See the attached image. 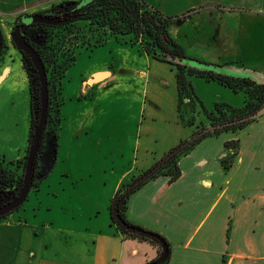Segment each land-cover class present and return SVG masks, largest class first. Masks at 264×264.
Returning a JSON list of instances; mask_svg holds the SVG:
<instances>
[{
	"label": "crops",
	"instance_id": "crops-1",
	"mask_svg": "<svg viewBox=\"0 0 264 264\" xmlns=\"http://www.w3.org/2000/svg\"><path fill=\"white\" fill-rule=\"evenodd\" d=\"M74 1L78 0H0V25L5 40V35L13 30L20 16L41 13L53 5ZM226 1L231 2L227 4ZM226 1L206 0L196 14L203 37L199 44L201 53L216 65L237 63L264 72V0ZM226 16L229 20H225ZM118 42L127 46L126 42ZM214 45L218 51L212 59L207 50ZM141 50L151 67L168 64L148 55L142 47ZM17 56L20 61L15 70ZM5 57L0 66V83L15 74L16 81L24 86L28 84L30 94V82L20 54L14 59L11 54V62ZM168 65L173 73L175 68ZM111 69L110 66L93 71L83 81L84 88L113 83L118 71ZM135 74L147 85L155 80L153 85L157 93L151 96L150 107L159 111L166 100L175 111V123H180L176 74L175 84L161 72L156 71L153 75L139 71ZM192 83L208 111L217 102L236 108L244 105L242 93H233L201 79H194ZM187 110L201 113L199 106L189 103ZM182 127L181 135L175 139L177 145L197 129V126ZM147 130L149 139L135 168L123 172L110 190L102 193L100 189L102 199L98 202L92 195L96 196L100 191H83L85 198L82 201L86 207L82 213H78L80 208L73 207V200L62 206L48 202L43 205L42 202L37 208L19 209L18 215L15 211L0 221V264H146L155 260L158 253L153 246L124 239L111 225L109 216L111 201L118 190L174 148L173 143L158 152L152 145L159 140L153 131ZM28 131L30 135V127ZM232 141H239V153L232 168L225 170L222 161L235 152L225 144ZM0 158L17 162L23 155L9 161L8 153L0 151ZM179 166L182 175L176 182L169 184L168 177H159L130 198L128 219L167 239L171 247L169 264H264V116L241 132L205 139L179 160ZM17 173H21L20 169ZM50 173L40 181L41 184ZM65 176L69 178L70 173ZM59 184L62 186L61 181ZM40 187L38 191L42 192ZM51 188L50 182L46 196L58 197V192H52Z\"/></svg>",
	"mask_w": 264,
	"mask_h": 264
},
{
	"label": "rangeland",
	"instance_id": "rangeland-1",
	"mask_svg": "<svg viewBox=\"0 0 264 264\" xmlns=\"http://www.w3.org/2000/svg\"><path fill=\"white\" fill-rule=\"evenodd\" d=\"M142 1L152 10L173 20L169 33L183 49L186 57L214 64L206 57L207 55L201 53L202 49L199 48L203 37L198 28L199 16L196 14L206 0ZM229 18L226 16L225 20ZM78 28L92 40L90 42H94L103 34L96 32L92 37L89 32L95 29L94 27L90 29L85 23ZM10 31L5 35L8 50L4 57L8 62L13 61L16 54H20L13 42V30ZM130 41L129 37L125 38L123 42H126L127 46H121V43L109 38L100 47H84L78 50L74 66L68 70L62 80L64 103L58 133L57 163L52 167L50 177L43 184L40 180L36 181L37 184L40 183L38 185L41 186L42 192L38 191L39 186L32 188L20 210L24 208L32 210L39 207L42 202L43 205L44 202H48L54 206H62L73 200V207L80 208L78 213H82L86 207L82 201L85 198L82 195L83 191L94 193L100 191L96 196L92 195L94 201L98 202L100 198L102 199L101 190L102 193L110 190L123 172L135 168L149 139L148 128L159 140V143L152 145L158 152L168 149L173 143L174 147L177 146L175 139L181 135L182 125L178 121H176L178 124L175 123V111L166 100L159 111L150 107L151 96L157 93V88L153 85L155 80L147 85L145 80H141L138 74H135L145 71L155 75L157 71L168 76L175 84L176 69L171 73L169 71L171 68L165 63H159L157 68L151 67L140 44H131ZM75 51L77 52L76 48ZM207 51L213 59L218 48L214 45ZM19 61L17 56L15 70L19 68ZM110 66L112 71H118L113 83L103 87L84 88L83 81L93 71ZM13 76L6 82L0 83V151L8 153L9 161L22 155L24 157L28 146L31 109L28 84L24 86ZM199 108L201 109L200 106ZM194 115L197 123L202 119L208 124L202 109L201 113L195 112ZM204 121L198 123L197 127L204 126ZM47 141L50 145L54 143L51 138ZM14 173L17 177L16 170ZM67 173H70L69 178L65 176ZM60 181L62 186L59 184ZM50 182L51 191L58 192L59 196L56 198L46 196L47 185ZM69 209L71 210V207ZM18 210L15 213L17 215L20 211Z\"/></svg>",
	"mask_w": 264,
	"mask_h": 264
},
{
	"label": "trees",
	"instance_id": "trees-1",
	"mask_svg": "<svg viewBox=\"0 0 264 264\" xmlns=\"http://www.w3.org/2000/svg\"><path fill=\"white\" fill-rule=\"evenodd\" d=\"M82 0L63 2L53 5L49 10L41 13L50 18H59L62 23L57 25L32 24L25 33L27 42L38 53L44 65L48 84V110L47 124L43 133L39 156L45 150L47 137L54 139L57 152L58 133L60 130L62 99V80L68 70L74 66L77 60L78 50L88 47H100L109 38L124 41L130 38L131 44H140L142 49L153 58L166 62L160 57L172 55L174 57H186L183 49L174 41L169 33L173 20L164 17L156 10H152L142 0H92L86 5H79ZM69 15L66 19L65 16ZM22 18H19V22ZM85 23L93 37L95 33L102 32L97 40L90 42L86 34L81 33L79 25ZM86 36V37H85ZM90 36V37H91ZM81 43V44H80ZM77 49V52L75 51ZM8 46L0 25V66L6 55ZM21 60L30 82V135L28 148L22 160L9 162V166L20 169L21 173L15 179L18 188L21 189L27 156L32 144L33 135L40 119L41 95L40 82L37 70L29 55L20 52ZM172 65L176 69L178 86V115L180 122L185 127L197 126L195 112H188V103L199 105L208 120V124L197 127L195 132L186 140L181 141L176 147L168 151L149 170L134 177L124 185L111 201L109 211L111 225L123 235L126 240L148 243L153 246L158 257L146 264H169L171 247L170 243L159 233L132 223L128 217L130 198L141 190L149 182L165 176L169 178V184L176 182L182 175L179 160L188 155L202 141L211 137H220L227 133H238L255 123L258 119L254 116L264 106V86L247 79H235L209 72H201L180 65ZM200 78L207 82H216L234 93H242L245 96L244 106L235 108L227 103H216L213 111H208L195 93L192 79ZM188 102V103H186ZM209 128H212L209 130ZM226 148H233L235 152L222 161L225 170L232 168L239 153V141L227 142ZM38 162L36 163V166ZM37 168V167H36ZM22 174V175H21ZM21 175V176H19ZM35 172V178H36ZM39 184V183H38ZM33 183V187H38ZM9 216V215H8ZM7 217V216H6ZM6 217L0 218V221ZM168 247V254L162 263L157 260L162 254L161 240Z\"/></svg>",
	"mask_w": 264,
	"mask_h": 264
},
{
	"label": "water",
	"instance_id": "water-1",
	"mask_svg": "<svg viewBox=\"0 0 264 264\" xmlns=\"http://www.w3.org/2000/svg\"><path fill=\"white\" fill-rule=\"evenodd\" d=\"M91 1L92 0H82V3L79 5L78 8H80L82 5H86L87 3ZM68 16L69 15L65 16L64 19H66ZM39 23L48 24V25H57V24L62 23V21L59 18H50L49 16H44L41 13L33 14V15H26V16H23L22 19L16 23V27L12 33V38H13L15 47L18 49L19 52L25 53L30 56L37 70L39 82L41 85L40 87L41 108H40L39 123L35 129L32 144L30 146L29 153L27 156L22 187L17 197L10 204L6 205L2 210H0V218L8 216L9 214L15 212L16 210L20 209L23 206V204L28 199V196L33 187L34 181L35 180L42 181L47 176V174L51 171L52 167L54 166L55 159H56L57 152L55 150L54 143L53 145H50V143H48L47 141L48 138L53 139L52 137H47L46 142H45V150L39 156V149H40L43 133H44V130L47 124V110H48V99H49L48 84H47V78H46V72H45L44 65L42 64V61L38 53L32 48V46L27 42L25 38V33H26L28 26L32 24H39ZM160 58L174 65H180V66H184L190 69H195L201 72L214 73L217 75H222V76L235 78V79H247V80H250L256 83L257 85L264 86V72L256 70L251 67H247L242 64H237V63L227 64V65L207 64V63H203V62H200L198 60L191 59L188 57H174L172 55H167L165 57H160ZM194 79H200V78H193L192 81ZM201 80H204V79H201ZM208 83H216V82H208ZM230 91L233 92L232 90ZM236 94H239V93H236ZM217 103H224V102H217ZM213 110H214V107L210 111H213ZM262 116H264V106L256 113L254 118L258 119V118H261ZM210 129L212 128H209V130ZM43 158H45V160ZM37 162L39 163V165L40 163L43 165L42 166L40 165L39 176L35 178ZM161 244H162V254L157 260V263H162L166 259L167 254H168V247L164 243L163 240H161Z\"/></svg>",
	"mask_w": 264,
	"mask_h": 264
},
{
	"label": "flooded vegetation",
	"instance_id": "flooded-vegetation-1",
	"mask_svg": "<svg viewBox=\"0 0 264 264\" xmlns=\"http://www.w3.org/2000/svg\"><path fill=\"white\" fill-rule=\"evenodd\" d=\"M41 13H43V12H41ZM36 14H39V13H36ZM24 16H26V15H24ZM22 17L23 16H20L19 18H22ZM18 19H17V21H18ZM17 21H16V23H17ZM16 23L14 25L13 31L16 27ZM8 163L9 162H6L3 158H0V210H2L6 205L10 204L17 197V195L20 191V190H18V188L14 182V179H12V177L15 175L14 171L16 170V168L9 166ZM36 167H37L36 168V174H37L36 178H37L39 176V173H40L39 163ZM15 179H16V177H15ZM34 183H36V180L34 181Z\"/></svg>",
	"mask_w": 264,
	"mask_h": 264
}]
</instances>
